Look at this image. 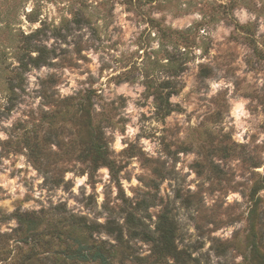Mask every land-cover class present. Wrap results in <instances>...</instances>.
Returning a JSON list of instances; mask_svg holds the SVG:
<instances>
[{
  "label": "rangeland",
  "instance_id": "374dc122",
  "mask_svg": "<svg viewBox=\"0 0 264 264\" xmlns=\"http://www.w3.org/2000/svg\"><path fill=\"white\" fill-rule=\"evenodd\" d=\"M102 260L264 264V0H0V264Z\"/></svg>",
  "mask_w": 264,
  "mask_h": 264
},
{
  "label": "trees",
  "instance_id": "16d2710c",
  "mask_svg": "<svg viewBox=\"0 0 264 264\" xmlns=\"http://www.w3.org/2000/svg\"><path fill=\"white\" fill-rule=\"evenodd\" d=\"M167 105H169V103L167 102ZM166 109H168V112L170 111L169 108L165 107ZM165 242V246L164 248L161 249V253H171V247L173 246L172 244V240L168 235H162V244L164 245ZM94 259H98L97 257H95ZM101 264H108L106 260H102Z\"/></svg>",
  "mask_w": 264,
  "mask_h": 264
}]
</instances>
